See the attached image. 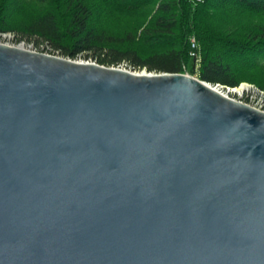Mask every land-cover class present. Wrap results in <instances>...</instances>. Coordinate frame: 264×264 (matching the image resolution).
<instances>
[{
    "label": "water",
    "instance_id": "obj_1",
    "mask_svg": "<svg viewBox=\"0 0 264 264\" xmlns=\"http://www.w3.org/2000/svg\"><path fill=\"white\" fill-rule=\"evenodd\" d=\"M143 71L0 44V264H264V113Z\"/></svg>",
    "mask_w": 264,
    "mask_h": 264
},
{
    "label": "trees",
    "instance_id": "obj_2",
    "mask_svg": "<svg viewBox=\"0 0 264 264\" xmlns=\"http://www.w3.org/2000/svg\"><path fill=\"white\" fill-rule=\"evenodd\" d=\"M99 1L108 18L127 20L140 18L144 6L156 0ZM11 4L0 0V39L16 33L17 43H34L66 59L91 58L106 67L127 62L135 70L186 74L192 66L201 82L229 89L248 84L264 93L253 68L256 56L264 53V27L242 36L217 33L209 11L219 5L264 18V0H160L152 19L120 42L96 31L97 9L90 0H53V8L26 24L13 17ZM192 37L200 45L198 69Z\"/></svg>",
    "mask_w": 264,
    "mask_h": 264
},
{
    "label": "rangeland",
    "instance_id": "obj_3",
    "mask_svg": "<svg viewBox=\"0 0 264 264\" xmlns=\"http://www.w3.org/2000/svg\"><path fill=\"white\" fill-rule=\"evenodd\" d=\"M159 2L160 0H156L155 2L146 4L144 6V13L140 18L124 20L114 17L108 18L107 14H105L103 10L101 2L99 0H90V3L94 4L97 9L95 16V29L98 33L104 34L106 37L112 38L114 41L120 42L127 36L128 33L131 32L134 35L139 29V27H141L142 25H146L152 19ZM53 6V0H12L11 12H13V17L16 18V21L21 24H26L30 23L38 16L43 15L47 10L53 8ZM209 11L211 13V25L217 33L234 34L237 36H242L251 33L254 29L264 27V18L249 15L248 13L242 12L232 7H221L219 5H213L210 7ZM16 38V33L4 34L1 36L0 44L11 47H23L24 49L32 52L60 57L58 55L47 53L44 48H38L37 45L34 43H17ZM197 49L200 52L199 43ZM76 61L98 64L94 59L86 57H80ZM254 63L255 64L253 65V68L260 75L259 81H261L260 83H264V53H262L261 55H257L256 59H254ZM238 65L241 64L238 63ZM107 68L127 69L137 73L143 72L144 70H135L127 62H124L117 67L111 66ZM184 75L192 76L198 79V72H193L192 66L188 67L187 72ZM251 87L258 90L255 86ZM223 88L224 94L229 99L237 103H242L243 105H246L264 113V99H262V96L260 94L254 93L252 89L251 91H248L246 93L236 94L230 92V90H226L228 89L226 87ZM258 92H260V90H258Z\"/></svg>",
    "mask_w": 264,
    "mask_h": 264
},
{
    "label": "built area",
    "instance_id": "obj_4",
    "mask_svg": "<svg viewBox=\"0 0 264 264\" xmlns=\"http://www.w3.org/2000/svg\"><path fill=\"white\" fill-rule=\"evenodd\" d=\"M190 42H191V45H192V49L194 50V52L192 53V57L196 60V69H198L199 68V63L201 61L200 60V55H199L198 49H197L198 48V43H197V40L194 37L191 38ZM258 94H260L262 96V99H264V93L258 92Z\"/></svg>",
    "mask_w": 264,
    "mask_h": 264
},
{
    "label": "bare ground",
    "instance_id": "obj_5",
    "mask_svg": "<svg viewBox=\"0 0 264 264\" xmlns=\"http://www.w3.org/2000/svg\"><path fill=\"white\" fill-rule=\"evenodd\" d=\"M143 72H139V74H141ZM248 91H251V89L246 87L245 85L240 87V88H237V89H234V90H230V92H233V93H236V94H242V93H246Z\"/></svg>",
    "mask_w": 264,
    "mask_h": 264
}]
</instances>
